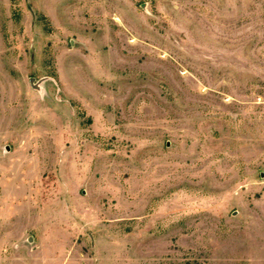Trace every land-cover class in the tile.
I'll use <instances>...</instances> for the list:
<instances>
[{
    "label": "rangeland",
    "instance_id": "rangeland-1",
    "mask_svg": "<svg viewBox=\"0 0 264 264\" xmlns=\"http://www.w3.org/2000/svg\"><path fill=\"white\" fill-rule=\"evenodd\" d=\"M0 264H264V0H0Z\"/></svg>",
    "mask_w": 264,
    "mask_h": 264
}]
</instances>
